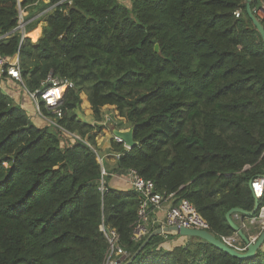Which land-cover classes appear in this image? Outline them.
Here are the masks:
<instances>
[{
	"label": "trees",
	"instance_id": "obj_1",
	"mask_svg": "<svg viewBox=\"0 0 264 264\" xmlns=\"http://www.w3.org/2000/svg\"><path fill=\"white\" fill-rule=\"evenodd\" d=\"M58 1L0 0V36L18 26L20 6L29 20ZM246 1L64 0L27 25L44 21L36 41L0 37V56L19 55L30 90L49 74L73 82L54 130L0 87V264H105L102 225L126 261L147 238L133 236L141 196L101 189L94 126L79 118L83 93L96 120L110 104L134 128L132 148L113 141L118 169L189 199L218 237L235 233L226 213L253 208L250 181L264 174V44ZM171 236L152 237L131 264H264V248L239 258L199 237L165 247Z\"/></svg>",
	"mask_w": 264,
	"mask_h": 264
},
{
	"label": "built area",
	"instance_id": "obj_2",
	"mask_svg": "<svg viewBox=\"0 0 264 264\" xmlns=\"http://www.w3.org/2000/svg\"><path fill=\"white\" fill-rule=\"evenodd\" d=\"M63 1L64 0H59L57 3L43 9L29 20L24 17V11L20 6L18 26L12 32L20 31L23 38L31 37L32 40H37L39 36L37 39H33V37L30 36V32L35 30L36 27L31 31H27V25L31 21L36 20L47 13H50L58 4ZM254 11L258 16L264 17V5L254 9ZM241 12V9H237L235 11L236 17H239ZM41 21L42 20H40L38 24L41 23ZM12 32L5 33L0 37H8ZM3 74H6L14 80L21 82L34 100L39 113L52 125L60 127L58 120L63 116V110L61 106L67 88L73 86V82L71 80L49 74L45 81H43L38 88L35 90H30L26 86L22 77L19 55H16L12 59H7L4 56H0V76ZM42 105L46 106L53 114L48 115L42 111ZM69 134L77 138L81 137L77 133ZM116 138L119 142H122L117 136ZM126 148L129 149L127 145ZM94 149L97 152L98 160L102 165L101 189L105 190L106 176L108 175V171L103 165V157L99 153L98 149ZM121 154V152L117 153V157L119 158ZM127 174L129 175L131 189L135 190L141 196L138 205V219L134 225L133 236L135 240H142L148 237V235L154 229L168 225L211 230L209 222L202 216L195 204L189 199H178L176 192L165 194L158 191L156 189L154 180L141 176L135 169H127ZM250 182L252 193L258 199H260L264 195V177L256 176L251 179ZM166 202L169 203V205L166 209L165 217L163 219L156 218V211L162 208ZM247 218L249 220V225L258 229L255 234H249L250 239L255 241L259 237L260 233L264 230V205L259 207L258 212L254 216ZM102 229L106 234L110 244L107 251L105 264H121L122 262H125L130 256V253L118 245L116 231L114 229L107 228L104 225H102ZM222 239L235 247L242 249L247 247V245L236 232L233 235L226 236Z\"/></svg>",
	"mask_w": 264,
	"mask_h": 264
},
{
	"label": "crops",
	"instance_id": "obj_3",
	"mask_svg": "<svg viewBox=\"0 0 264 264\" xmlns=\"http://www.w3.org/2000/svg\"><path fill=\"white\" fill-rule=\"evenodd\" d=\"M125 1L127 2V0ZM263 5L264 4H262L261 6ZM41 28L42 27H40L39 37L42 34ZM0 87L11 98H13L14 102L18 106H21L28 110L27 113L29 114V117L34 122V124L41 127L46 126L43 123L46 120L44 119V117H40V115H38V113L36 112V108L31 101L32 97L25 90L24 85L21 82L14 80L6 74H3L0 76ZM85 95L87 96V94ZM82 99L83 101L79 110V118L85 123H89L94 126L93 133L96 135L97 149L103 157V165L108 171V175L106 176V185L123 191L130 190L131 184L129 175L127 174V170L117 168L119 159L117 157V153H119V151L113 147V141L119 142L116 138L115 130H128L129 128H131V123L125 117H122L119 114L116 106L110 104L104 105L102 107V119L96 120L88 96L86 98L82 97ZM124 146L126 147L125 144ZM168 205L169 203H164L162 208L156 211L155 217L158 219H163L166 215V209ZM234 218L236 222L244 228V231L246 233L255 234L257 232V228L249 225V220L247 217L236 215ZM171 234L174 235L173 237H175V242L165 244V247H169L171 245L173 246L174 244H176V240H179L177 241V243H185L188 240L187 237L182 238L180 237L181 235L178 236V234L175 233ZM167 238L168 237H166V239Z\"/></svg>",
	"mask_w": 264,
	"mask_h": 264
},
{
	"label": "water",
	"instance_id": "obj_4",
	"mask_svg": "<svg viewBox=\"0 0 264 264\" xmlns=\"http://www.w3.org/2000/svg\"><path fill=\"white\" fill-rule=\"evenodd\" d=\"M252 1L253 0H247L246 1V9L249 17L252 19L254 25L257 27L259 33L262 36L263 44H264V25L259 19L258 15L254 11V8L252 7ZM156 50H159V45H156ZM115 135L121 139L122 142L125 143L129 148H132L137 144V141L134 139V128L131 127L128 130H115ZM258 176H263L264 174H260ZM250 188H251V182H250ZM252 191V188H251ZM254 197V206L251 210H246L241 207H233L229 209L226 213V218L231 225V227L234 229V231L240 236V238L244 241V243L247 245L245 249L232 246L224 239L218 237L215 232L212 230H206V229H197V228H189V227H179L176 225H168L164 227H158L154 229L148 237L144 240V242L141 244V246L137 249V251L125 262H122L121 264H131L136 256L143 250V248L149 243L152 237L162 234H179L182 236H185L187 238L191 237H199L202 238L209 243L215 245L219 249L233 255L239 258H251L258 254L259 250L264 248V230L260 233L259 237L252 241L249 237V234L246 233L243 229V227L236 222L234 217L236 215H241L242 217H252L254 216L259 209V199L253 194Z\"/></svg>",
	"mask_w": 264,
	"mask_h": 264
},
{
	"label": "rangeland",
	"instance_id": "obj_5",
	"mask_svg": "<svg viewBox=\"0 0 264 264\" xmlns=\"http://www.w3.org/2000/svg\"><path fill=\"white\" fill-rule=\"evenodd\" d=\"M46 2H49L50 0H45ZM23 9V11H24V13H25V15L27 16L28 15V11L26 10V9H24V8H22ZM43 22L44 21H41V23H39V25H37L36 26V28L38 27V26H40V27H42L41 28V32H42V29H43ZM35 41V40H34ZM26 90V89H25ZM27 91V90H26ZM28 92V91H27ZM29 93V92H28ZM82 97L83 98H86L87 96L83 93L82 94ZM11 98V97H10ZM31 98V97H30ZM12 99V101H13V103H15L14 102V100H13V98H11ZM31 101H32V103L34 104V106H35V108H36V112L38 113V115H40V117H43L40 113H39V111H38V109H37V106H36V104H35V102H34V100L31 98ZM16 104V103H15ZM17 105V104H16ZM21 107V106H20ZM22 109H24L26 112L28 111L27 109H25V108H23V107H21ZM45 119V118H44ZM46 120V119H45ZM34 123V122H33ZM46 126H48V127H50V129L51 130H54L55 129V127H54V125H52L48 120H46V121H44L43 122ZM174 236V235H173ZM173 236H171V237H168L167 239H165V244H170V243H174L175 242V237H173ZM178 236H180L179 234H178ZM180 237H182V238H184L185 236H180ZM177 241H179V240H176V244L177 245H179V244H182V243H177ZM202 264H204V263H202Z\"/></svg>",
	"mask_w": 264,
	"mask_h": 264
},
{
	"label": "bare ground",
	"instance_id": "obj_6",
	"mask_svg": "<svg viewBox=\"0 0 264 264\" xmlns=\"http://www.w3.org/2000/svg\"><path fill=\"white\" fill-rule=\"evenodd\" d=\"M39 34H40V27H37L35 30L30 32V36H32L33 39H37Z\"/></svg>",
	"mask_w": 264,
	"mask_h": 264
}]
</instances>
